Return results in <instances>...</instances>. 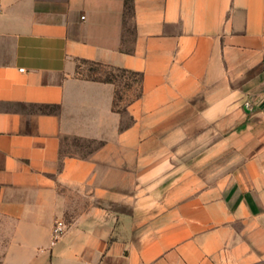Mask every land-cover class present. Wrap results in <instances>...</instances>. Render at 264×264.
Listing matches in <instances>:
<instances>
[{"label":"crops","instance_id":"crops-1","mask_svg":"<svg viewBox=\"0 0 264 264\" xmlns=\"http://www.w3.org/2000/svg\"><path fill=\"white\" fill-rule=\"evenodd\" d=\"M0 221L2 264H264V0H0Z\"/></svg>","mask_w":264,"mask_h":264},{"label":"rangeland","instance_id":"rangeland-1","mask_svg":"<svg viewBox=\"0 0 264 264\" xmlns=\"http://www.w3.org/2000/svg\"><path fill=\"white\" fill-rule=\"evenodd\" d=\"M77 75L85 79L108 81L114 84L115 98L113 110L117 112H123L127 105L140 93L141 77L134 73H127L99 64L89 63L80 66ZM129 123L130 120L126 116L123 125L126 126ZM99 145L97 142L72 140L70 150L84 155L97 149ZM6 234L5 231L0 230V264H2L7 249L8 237Z\"/></svg>","mask_w":264,"mask_h":264},{"label":"built area","instance_id":"built-area-1","mask_svg":"<svg viewBox=\"0 0 264 264\" xmlns=\"http://www.w3.org/2000/svg\"><path fill=\"white\" fill-rule=\"evenodd\" d=\"M66 225L62 221H57L53 230L54 240H58L66 231Z\"/></svg>","mask_w":264,"mask_h":264},{"label":"trees","instance_id":"trees-1","mask_svg":"<svg viewBox=\"0 0 264 264\" xmlns=\"http://www.w3.org/2000/svg\"><path fill=\"white\" fill-rule=\"evenodd\" d=\"M121 71H123V72H127V71H125V70H121ZM127 73H132V72H127ZM134 74H135V73H134ZM137 75L141 77L140 74H137ZM141 80H142V77H141ZM140 82H141V81H140Z\"/></svg>","mask_w":264,"mask_h":264}]
</instances>
